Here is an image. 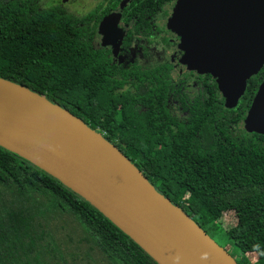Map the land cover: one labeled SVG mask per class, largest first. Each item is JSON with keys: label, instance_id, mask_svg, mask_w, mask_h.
Returning a JSON list of instances; mask_svg holds the SVG:
<instances>
[{"label": "trees", "instance_id": "trees-1", "mask_svg": "<svg viewBox=\"0 0 264 264\" xmlns=\"http://www.w3.org/2000/svg\"><path fill=\"white\" fill-rule=\"evenodd\" d=\"M168 1L114 0L77 17L40 0H0V77L102 133L203 230L222 232L239 264H264V135L241 127L264 66L229 107L212 76L189 97L169 66L144 76L136 57L124 67L94 39L103 15L119 10L129 24L121 46L151 43ZM229 212L235 222L219 228ZM0 264L159 263L89 201L0 146Z\"/></svg>", "mask_w": 264, "mask_h": 264}, {"label": "water", "instance_id": "water-1", "mask_svg": "<svg viewBox=\"0 0 264 264\" xmlns=\"http://www.w3.org/2000/svg\"><path fill=\"white\" fill-rule=\"evenodd\" d=\"M119 16V10L114 11L100 26ZM168 28L179 37L182 62L200 74H210L229 107L237 104L248 79L264 65V0H176ZM246 122L250 130L264 135V78L251 100ZM0 146L89 201L159 264H239L102 133L45 96L1 77ZM43 160L88 182L94 196L72 186ZM98 185L126 209L94 194ZM111 213L129 220L144 239L155 244L154 250Z\"/></svg>", "mask_w": 264, "mask_h": 264}, {"label": "flooded vegetation", "instance_id": "flooded-vegetation-1", "mask_svg": "<svg viewBox=\"0 0 264 264\" xmlns=\"http://www.w3.org/2000/svg\"><path fill=\"white\" fill-rule=\"evenodd\" d=\"M112 1L114 0H97L93 9L97 8L100 4H102L103 7H106L109 2ZM121 1L122 0H120V2ZM138 1L143 3L155 2V4L160 2V0ZM175 2L176 0L166 2L160 12L154 15L152 20L153 28L151 35H153V37L150 39L151 43L143 38L140 39L138 44L133 43V45L123 48L120 40L123 36L127 35L129 31V24L122 21L121 15L117 21L112 23L110 22L109 25L103 27L100 26L103 19L113 13L114 10H111L103 15L96 26L94 39L100 46L109 48L114 62L122 64L124 67L128 65L129 60H134L136 57L144 76H146L145 73L158 71V68H166L169 66L173 79L176 81L181 79L180 89L182 92H185L189 97H194L197 95L199 77L210 74H200L196 70L187 66V64L182 63L181 57L183 55V51L180 47L179 37L175 33L171 32L169 28H165L162 25L163 20H168L171 16ZM157 28L159 29L157 30ZM106 36L107 38L105 39ZM161 37L168 38V43H163ZM160 43L163 45L159 46ZM177 47L180 48V53L177 52ZM178 54H181L180 58L178 57ZM221 97L224 98L222 94ZM174 105L179 107L177 102H175ZM179 108H181V106Z\"/></svg>", "mask_w": 264, "mask_h": 264}, {"label": "rangeland", "instance_id": "rangeland-1", "mask_svg": "<svg viewBox=\"0 0 264 264\" xmlns=\"http://www.w3.org/2000/svg\"><path fill=\"white\" fill-rule=\"evenodd\" d=\"M96 3L97 0H40V4L43 7H48L50 5H62L67 12L77 17L87 14L90 10H92L95 7ZM162 25L165 28H168V20L164 19ZM106 38L107 37H105V39ZM161 45L163 44L160 43L159 46ZM177 49H178L177 52L180 53V48L177 47ZM180 55L181 54H178L179 58ZM241 127L246 130L249 129L246 121L241 123ZM235 220L236 217L234 213L229 212L218 221V227L227 229L230 225H232L235 222ZM209 235L217 242V244H219L222 248L228 251L236 260H240L241 257L240 252L235 248V246L231 243V241H229L222 232L210 230ZM248 258L250 262H254L256 260V255L250 254L248 255Z\"/></svg>", "mask_w": 264, "mask_h": 264}, {"label": "bare ground", "instance_id": "bare-ground-1", "mask_svg": "<svg viewBox=\"0 0 264 264\" xmlns=\"http://www.w3.org/2000/svg\"><path fill=\"white\" fill-rule=\"evenodd\" d=\"M43 164H45L47 167H49L51 170H53L55 173H57L58 175H60L64 180H66L67 182H69L72 186H74L75 188L79 189L80 191H83L84 193L94 196L91 192H90V184L88 182L85 181H80L77 178L69 175L68 172H66L65 170L59 168L58 166H56L53 162L51 161H41ZM97 185V184H96ZM92 187V186H91ZM94 190H92V192L94 194H97L99 196H104L106 199L112 201L115 203V205L119 208H125V206L113 195L109 192V190L103 186L98 185L97 187L94 186L93 188ZM126 209V208H125ZM111 215L120 223L122 224L125 228H127L129 231H131L132 233H134L142 242H144L150 249L154 250V246L155 244L149 240V242L144 239L145 237H143V235L137 231L130 223L129 220H127L126 218H124L123 216H118L116 214L111 213Z\"/></svg>", "mask_w": 264, "mask_h": 264}]
</instances>
